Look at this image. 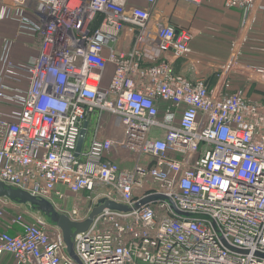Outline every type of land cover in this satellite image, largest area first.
<instances>
[{
  "label": "built area",
  "instance_id": "2783aa9c",
  "mask_svg": "<svg viewBox=\"0 0 264 264\" xmlns=\"http://www.w3.org/2000/svg\"><path fill=\"white\" fill-rule=\"evenodd\" d=\"M11 1L0 12V21L17 23L14 37L0 38V181L73 222L102 201L125 209L106 207L76 233L78 261L38 208L0 197V259L264 264V100L227 92L230 72L264 84V67L232 60L213 89L177 75L193 33L156 21L158 0ZM258 2L224 0V8L240 10L245 26L257 5L264 9ZM20 34L37 38V55L11 58ZM124 34L131 42L120 50ZM92 116L89 146L77 154ZM83 195L85 210L77 205ZM155 195L165 197L141 204Z\"/></svg>",
  "mask_w": 264,
  "mask_h": 264
},
{
  "label": "crops",
  "instance_id": "0c3cea01",
  "mask_svg": "<svg viewBox=\"0 0 264 264\" xmlns=\"http://www.w3.org/2000/svg\"><path fill=\"white\" fill-rule=\"evenodd\" d=\"M258 4L264 6V0ZM11 0H0V12L3 6H11ZM147 7L142 0H131L130 6ZM35 19L33 12L27 10ZM154 19L163 18L178 30L190 29L193 39L190 53L174 63L177 75L191 80H203L209 89L215 88L220 81L221 72L232 60L237 66L264 67V9L258 5L250 13L244 26L243 14L240 10L225 9L224 0H203L199 5L189 0H158L155 6ZM17 23L11 20L0 21V38L14 37L17 33ZM131 37L122 36L117 44L120 50L127 49ZM3 44L0 42V67ZM38 54V40L30 34H20L14 41L10 52L13 60H24ZM112 72L110 66L108 73ZM230 89L233 92L243 89L247 96L255 100H264V84L261 80L247 78L241 73L230 72ZM111 117L106 115V130L111 124ZM94 127V117L89 120V128L83 146L86 151ZM107 133V131H105ZM104 133V134H105ZM9 256V255H7ZM4 256L0 259L3 261Z\"/></svg>",
  "mask_w": 264,
  "mask_h": 264
},
{
  "label": "water",
  "instance_id": "95a60500",
  "mask_svg": "<svg viewBox=\"0 0 264 264\" xmlns=\"http://www.w3.org/2000/svg\"><path fill=\"white\" fill-rule=\"evenodd\" d=\"M87 125L88 123L84 124V128L82 130V136L78 141L77 154H79L83 148ZM0 197H7L21 204L30 203L36 208H38L52 222H54L58 227H60V229L63 232L64 240L68 246V252L77 260L78 258L75 255L74 246H73V238L76 235V233L87 230L89 225L92 223L94 217L97 216L99 213H101L103 209L106 207L116 210L125 209L119 203L113 201H105V202L102 201L101 204H99L92 210L87 220L83 222H73L66 214H60L48 200L32 196L30 193L24 190L15 189L13 187L6 186V184L2 181H0ZM163 197L165 196L155 195V196L146 197L141 201V204H145L157 198H163ZM176 211L179 212L178 210Z\"/></svg>",
  "mask_w": 264,
  "mask_h": 264
},
{
  "label": "rangeland",
  "instance_id": "374dc122",
  "mask_svg": "<svg viewBox=\"0 0 264 264\" xmlns=\"http://www.w3.org/2000/svg\"><path fill=\"white\" fill-rule=\"evenodd\" d=\"M92 195L94 196L95 194L93 193ZM77 200H78L77 205L80 206L83 210L91 207L89 202L86 201L87 200L86 195L81 196ZM72 207H73V196L71 195L67 201V210L70 211ZM0 264H15V262L11 256H7L6 258L3 259V261L0 262Z\"/></svg>",
  "mask_w": 264,
  "mask_h": 264
}]
</instances>
